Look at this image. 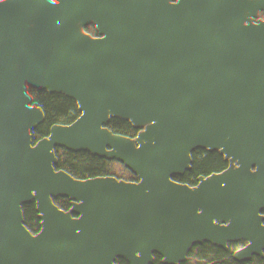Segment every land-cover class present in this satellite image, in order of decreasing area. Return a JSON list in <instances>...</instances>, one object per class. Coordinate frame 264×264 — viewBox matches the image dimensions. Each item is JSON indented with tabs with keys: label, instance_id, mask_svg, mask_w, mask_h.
Wrapping results in <instances>:
<instances>
[{
	"label": "trees",
	"instance_id": "trees-1",
	"mask_svg": "<svg viewBox=\"0 0 264 264\" xmlns=\"http://www.w3.org/2000/svg\"><path fill=\"white\" fill-rule=\"evenodd\" d=\"M0 264H264V0H0Z\"/></svg>",
	"mask_w": 264,
	"mask_h": 264
},
{
	"label": "rangeland",
	"instance_id": "rangeland-1",
	"mask_svg": "<svg viewBox=\"0 0 264 264\" xmlns=\"http://www.w3.org/2000/svg\"><path fill=\"white\" fill-rule=\"evenodd\" d=\"M17 31H18V33L20 34V36L22 37V38H24V36H25V34H26V32H27V23H26V18H25V16H24V14L23 13H21L20 15H19V18H18V24H17ZM34 56H35V59H36V62L40 65V66H42V67H44L45 69H48V65L45 63V61L40 57V56H38L37 54H34ZM76 152V155L78 156V158H79V160H80V164L84 167V169L86 170V167L84 166V164H83V160H82V158L85 156V154H84V150L83 149H81V150H78V151H75ZM122 155V158L124 159V160H129V159H134V158H140V153H138V152H124V153H122L121 154ZM83 222V221H82ZM155 223H160V222H158L157 220H154L153 218H149L148 220H147V224L145 225V226H143V227H141V229H143V230H145V233H143V234H140L139 235V237H138V241L137 242H139V241H141V240H145V238H146V233H147V229L151 226V225H153V224H155ZM160 224H162V223H160ZM163 225V224H162ZM165 228H166V230H168L169 228H170V225H169V223L167 222V224L165 225H163ZM167 233H168V231H167ZM59 240H73V239H69V238H66V237H63V238H61V239H59Z\"/></svg>",
	"mask_w": 264,
	"mask_h": 264
},
{
	"label": "water",
	"instance_id": "water-1",
	"mask_svg": "<svg viewBox=\"0 0 264 264\" xmlns=\"http://www.w3.org/2000/svg\"><path fill=\"white\" fill-rule=\"evenodd\" d=\"M145 243L152 256L162 257L166 254L169 241L166 230L162 224L155 223L147 229Z\"/></svg>",
	"mask_w": 264,
	"mask_h": 264
},
{
	"label": "bare ground",
	"instance_id": "bare-ground-1",
	"mask_svg": "<svg viewBox=\"0 0 264 264\" xmlns=\"http://www.w3.org/2000/svg\"><path fill=\"white\" fill-rule=\"evenodd\" d=\"M164 227V226H163ZM165 228V227H164ZM165 230H166V228H165ZM166 233H167V230H166ZM167 236H168V233H167ZM168 241H169V238H168Z\"/></svg>",
	"mask_w": 264,
	"mask_h": 264
}]
</instances>
